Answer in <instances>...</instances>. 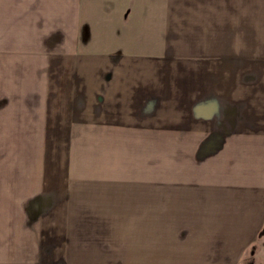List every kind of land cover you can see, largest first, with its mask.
<instances>
[{
	"label": "crops",
	"instance_id": "crops-1",
	"mask_svg": "<svg viewBox=\"0 0 264 264\" xmlns=\"http://www.w3.org/2000/svg\"><path fill=\"white\" fill-rule=\"evenodd\" d=\"M80 51L110 53L100 79L75 78L102 125L157 132L147 118L164 115L167 153L148 135L64 182L58 253L264 264V0H0L1 53ZM161 63L158 91L136 69Z\"/></svg>",
	"mask_w": 264,
	"mask_h": 264
},
{
	"label": "rangeland",
	"instance_id": "rangeland-1",
	"mask_svg": "<svg viewBox=\"0 0 264 264\" xmlns=\"http://www.w3.org/2000/svg\"><path fill=\"white\" fill-rule=\"evenodd\" d=\"M102 55L110 53L80 51L54 60L0 52V264H137L129 255L116 260L118 255L58 253L64 182L95 176L103 170L101 159L141 154L139 143L148 135L157 137L158 155L167 153L166 116L147 118L157 132L113 131L102 125L99 105L92 107L97 101L82 96L84 85L75 78L100 79L108 70ZM148 74L161 91L164 64L136 69V75ZM251 256L242 264H263Z\"/></svg>",
	"mask_w": 264,
	"mask_h": 264
}]
</instances>
